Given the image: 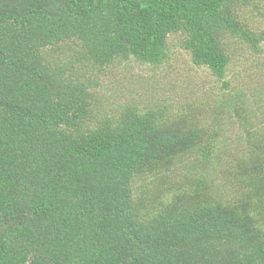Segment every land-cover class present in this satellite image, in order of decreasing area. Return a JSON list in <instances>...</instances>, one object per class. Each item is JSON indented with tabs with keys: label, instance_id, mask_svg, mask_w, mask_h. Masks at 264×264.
<instances>
[{
	"label": "trees",
	"instance_id": "16d2710c",
	"mask_svg": "<svg viewBox=\"0 0 264 264\" xmlns=\"http://www.w3.org/2000/svg\"><path fill=\"white\" fill-rule=\"evenodd\" d=\"M254 9L0 0V264H264V84L228 79L264 70ZM169 35L220 81L209 111L98 116L81 69L158 66Z\"/></svg>",
	"mask_w": 264,
	"mask_h": 264
},
{
	"label": "rangeland",
	"instance_id": "374dc122",
	"mask_svg": "<svg viewBox=\"0 0 264 264\" xmlns=\"http://www.w3.org/2000/svg\"><path fill=\"white\" fill-rule=\"evenodd\" d=\"M256 14L255 9L248 14L252 18L250 26L260 31L264 29V19ZM167 41L169 57L158 66L125 61L106 67L103 73H96L89 66V70L81 69L87 74L85 78L93 83L92 88L96 92V102L100 109L98 116L117 111L119 106L128 103L138 105L141 109H162L173 115L190 112L192 107L195 116L209 111L215 97L221 93L220 81L212 77L206 68L192 64L188 54L178 46L174 35H169ZM61 52L65 57L68 51ZM247 60L251 61L253 58L249 57ZM241 61L242 59H236V62ZM252 70L250 68L247 76L240 73L232 78L231 62L228 79L231 77V82L233 80L241 86L246 84L247 87L243 88L244 95L258 97L261 93L252 87L257 86L253 79L264 84V70L261 67ZM259 99L261 103L264 102L263 98Z\"/></svg>",
	"mask_w": 264,
	"mask_h": 264
}]
</instances>
